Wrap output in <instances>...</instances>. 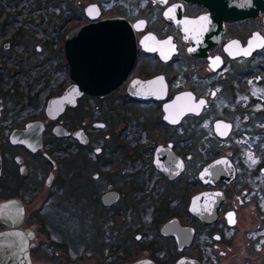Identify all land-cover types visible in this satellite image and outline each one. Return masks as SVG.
<instances>
[{"label": "flooded vegetation", "instance_id": "af4514ba", "mask_svg": "<svg viewBox=\"0 0 264 264\" xmlns=\"http://www.w3.org/2000/svg\"><path fill=\"white\" fill-rule=\"evenodd\" d=\"M203 16L214 27L185 0H0V203L21 204L32 264H264V11L221 21L214 44L173 21ZM106 20L133 35L128 75L59 107L77 86L65 37ZM88 219L101 257L72 232ZM174 219L191 229L182 249Z\"/></svg>", "mask_w": 264, "mask_h": 264}, {"label": "water", "instance_id": "95a60500", "mask_svg": "<svg viewBox=\"0 0 264 264\" xmlns=\"http://www.w3.org/2000/svg\"><path fill=\"white\" fill-rule=\"evenodd\" d=\"M185 1L204 4L216 17L215 28L210 27L204 16L195 21L173 18L176 27L180 28L184 38H188L191 43L198 42L200 37L207 36L208 32L213 30L214 38L211 43L214 44L222 35L223 23L221 21L257 18L264 11V0ZM194 23L200 26L197 37L190 35L185 28L186 25ZM64 48L70 74L77 86L67 88L64 94L57 98L55 103H58L59 107L64 105L63 102L83 92L95 96L113 92L128 75L135 58L133 35L127 24L121 20L94 22L72 30L65 37ZM129 91H136V85L131 86ZM197 204L198 198L193 199L190 204L193 216L199 220H206L203 212L196 208ZM215 214L216 210H211L207 222L213 221ZM13 218L16 223H11ZM21 220L22 206L18 201L0 203V222L9 227L0 232V264H32L29 257L28 238L22 231L16 229ZM167 227L173 228L172 234L179 249H182L189 242L192 235L191 229L180 226L175 219L168 222L163 231ZM133 264L153 263L141 260ZM177 264L193 263L181 258Z\"/></svg>", "mask_w": 264, "mask_h": 264}, {"label": "rangeland", "instance_id": "374dc122", "mask_svg": "<svg viewBox=\"0 0 264 264\" xmlns=\"http://www.w3.org/2000/svg\"><path fill=\"white\" fill-rule=\"evenodd\" d=\"M3 1V0H1ZM92 227V228H91ZM42 232V231H41ZM46 232H49L48 229ZM72 232L74 233L77 244L79 245H87V250L91 253L95 252L98 254V257H101L107 248L103 242L104 234L101 227H96L94 222L88 219L87 221H72ZM41 237L46 236L45 232H42ZM76 239H73V244H76ZM71 242H66L67 247L70 249L69 256H71L73 246ZM87 251H85V254ZM41 258V256H40ZM50 260V259H49ZM68 261V260H67ZM78 262V261H74Z\"/></svg>", "mask_w": 264, "mask_h": 264}, {"label": "snow or ice", "instance_id": "6c2138e0", "mask_svg": "<svg viewBox=\"0 0 264 264\" xmlns=\"http://www.w3.org/2000/svg\"><path fill=\"white\" fill-rule=\"evenodd\" d=\"M201 104H203V101H201Z\"/></svg>", "mask_w": 264, "mask_h": 264}]
</instances>
